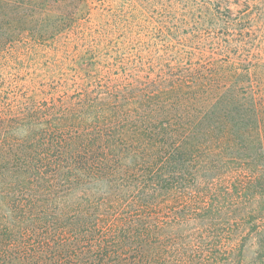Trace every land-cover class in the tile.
<instances>
[{
  "label": "trees",
  "instance_id": "obj_1",
  "mask_svg": "<svg viewBox=\"0 0 264 264\" xmlns=\"http://www.w3.org/2000/svg\"><path fill=\"white\" fill-rule=\"evenodd\" d=\"M0 264H264V0H0Z\"/></svg>",
  "mask_w": 264,
  "mask_h": 264
}]
</instances>
